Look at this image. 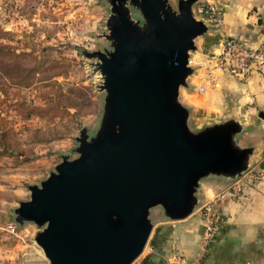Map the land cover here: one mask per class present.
Listing matches in <instances>:
<instances>
[{
    "label": "water",
    "instance_id": "water-1",
    "mask_svg": "<svg viewBox=\"0 0 264 264\" xmlns=\"http://www.w3.org/2000/svg\"><path fill=\"white\" fill-rule=\"evenodd\" d=\"M111 43L85 52L102 76L104 110L97 134L81 131L79 156L64 158L15 210L19 226L34 224L49 264H134L144 253L160 208L169 222L202 205V182L233 183L253 165L255 148L235 117L190 128L180 99L197 69L196 40L211 26L196 18L200 0H107ZM134 11L140 16L136 18Z\"/></svg>",
    "mask_w": 264,
    "mask_h": 264
},
{
    "label": "rangeland",
    "instance_id": "rangeland-1",
    "mask_svg": "<svg viewBox=\"0 0 264 264\" xmlns=\"http://www.w3.org/2000/svg\"><path fill=\"white\" fill-rule=\"evenodd\" d=\"M110 15L107 0H0V264H49L35 242L39 229L17 225L15 210L30 200L29 186H40L64 158L79 156L76 139L83 129L93 137L100 128L102 76L94 67L98 61L84 53L111 49L104 37ZM203 37L191 52L198 71L205 61ZM187 93L181 89L184 105ZM192 93L197 99L201 94ZM189 125L201 128L192 114ZM202 185L204 203L215 197H205L207 189L229 184L208 179ZM151 218L155 226L145 251L163 219L161 209H152Z\"/></svg>",
    "mask_w": 264,
    "mask_h": 264
},
{
    "label": "crops",
    "instance_id": "crops-1",
    "mask_svg": "<svg viewBox=\"0 0 264 264\" xmlns=\"http://www.w3.org/2000/svg\"><path fill=\"white\" fill-rule=\"evenodd\" d=\"M208 3L222 10L224 22L220 28H210L203 37L205 57L221 53L226 37L246 42L252 48L264 43V0H200L194 13ZM197 85L193 76L190 86L197 91ZM195 95L188 92L184 100L194 122L203 126L235 117L246 128L239 143L255 148L253 161L263 158L264 77L254 74L247 80H239L220 76L216 86L206 87L198 99ZM223 189H207L205 197ZM216 209L221 224L203 264H264V182L248 188L240 200H226ZM199 213L177 222L164 218L157 221L151 246L134 264H175L178 252L184 254L187 263L194 262L205 232V221Z\"/></svg>",
    "mask_w": 264,
    "mask_h": 264
},
{
    "label": "built area",
    "instance_id": "built-area-1",
    "mask_svg": "<svg viewBox=\"0 0 264 264\" xmlns=\"http://www.w3.org/2000/svg\"><path fill=\"white\" fill-rule=\"evenodd\" d=\"M196 14L211 27L220 28L223 25V12L213 3L200 6ZM205 63L207 64L202 68L204 70L202 72L197 70L194 75L196 83H198V91L201 93L206 91V87L216 86L220 76L239 80H247L254 74L264 77V43L258 48H252L246 42L226 37L221 53L207 55ZM262 182H264V156L255 162L253 167L241 178L217 193L212 201L204 202L201 205L199 209L205 221V232L200 239L199 255L190 264H203L210 246L217 236L221 224V218L216 209L217 205L226 200H240L248 188ZM175 264L189 263H187L184 254L178 252L175 255Z\"/></svg>",
    "mask_w": 264,
    "mask_h": 264
},
{
    "label": "trees",
    "instance_id": "trees-1",
    "mask_svg": "<svg viewBox=\"0 0 264 264\" xmlns=\"http://www.w3.org/2000/svg\"><path fill=\"white\" fill-rule=\"evenodd\" d=\"M152 242H153V241H152ZM152 242H151V243H152Z\"/></svg>",
    "mask_w": 264,
    "mask_h": 264
}]
</instances>
